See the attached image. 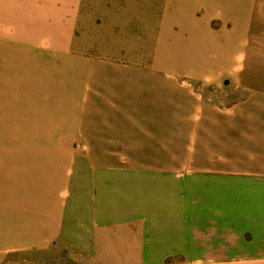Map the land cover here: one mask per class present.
<instances>
[{
    "label": "crops",
    "instance_id": "1",
    "mask_svg": "<svg viewBox=\"0 0 264 264\" xmlns=\"http://www.w3.org/2000/svg\"><path fill=\"white\" fill-rule=\"evenodd\" d=\"M86 2L0 0V49L49 71L36 104L67 108L51 120L60 155L91 157L40 190L55 198L9 214L1 248L61 243L80 264H264V0H163L142 29L150 54L131 61L78 46ZM141 154L184 160L112 158ZM137 173L156 182L139 191L125 180Z\"/></svg>",
    "mask_w": 264,
    "mask_h": 264
},
{
    "label": "rangeland",
    "instance_id": "2",
    "mask_svg": "<svg viewBox=\"0 0 264 264\" xmlns=\"http://www.w3.org/2000/svg\"><path fill=\"white\" fill-rule=\"evenodd\" d=\"M162 4L163 0H87L80 17L81 30L84 32L80 34L78 46L96 54H104V50L115 56L123 53L128 57L123 60L127 61H131V57L136 55L143 54L146 57L150 54L154 38L147 35L145 30V33L142 32V29L147 25H158ZM135 31L139 32L138 35H135ZM7 54V51L0 49L1 244L5 238V221L9 216L18 212L20 207L27 209L30 205H37L28 201L55 198L57 193L46 195L40 190L46 185L62 186L65 175L74 162L85 163L91 158L60 155L64 151L62 147H66L63 145L66 140L52 139L53 130L58 125L51 120L66 116L67 108H56L57 112L52 114V108L48 104H36V101L42 100V97L45 99L46 94H50L49 71H40L38 64L29 62L24 70H20L17 60L8 58ZM92 158L99 160L106 157ZM112 158H117L118 164L139 168L172 165L184 160L179 155L167 154ZM131 175H125V180L135 184L139 191H146L149 184L156 182V178L147 176L146 173ZM130 184L120 186L129 187ZM187 185V197L195 201L193 178L187 180ZM25 211V214H31L28 209ZM2 248L0 246V264H80L61 243L43 250L34 246H27L25 249ZM165 263H173V260Z\"/></svg>",
    "mask_w": 264,
    "mask_h": 264
}]
</instances>
